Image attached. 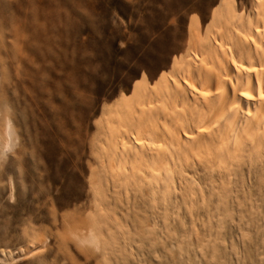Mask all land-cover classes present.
<instances>
[{
    "label": "rangeland",
    "instance_id": "1",
    "mask_svg": "<svg viewBox=\"0 0 264 264\" xmlns=\"http://www.w3.org/2000/svg\"><path fill=\"white\" fill-rule=\"evenodd\" d=\"M221 2L0 0V264H264V157L214 188L184 165L203 187L186 198L109 145L190 39L215 38Z\"/></svg>",
    "mask_w": 264,
    "mask_h": 264
},
{
    "label": "bare ground",
    "instance_id": "2",
    "mask_svg": "<svg viewBox=\"0 0 264 264\" xmlns=\"http://www.w3.org/2000/svg\"><path fill=\"white\" fill-rule=\"evenodd\" d=\"M254 6L253 21H247L239 15L233 0H222L215 38L202 39L196 35L190 39L186 56L170 71L171 76L161 78L157 88L144 93L139 102L142 114H137L143 115V119L138 124V118L129 123L125 134L111 136L109 145L124 146L112 155H116L119 163L145 166L143 171L161 167L166 172L165 181L178 184L181 195L189 198L198 189L202 191L195 175L197 164L201 169L198 179L208 188L217 183L216 178L223 183L230 181L242 161L254 159L253 164L257 157H264V0H255ZM123 104L130 112L128 103ZM187 107L189 114L184 112ZM190 163L194 164V174L184 166ZM241 169L236 171L240 173ZM135 174L138 173L134 169L133 173L121 175L117 187L139 179L140 175ZM155 177L156 186L151 187L160 188L163 179ZM154 191L161 194L158 189ZM173 191L172 196L179 192Z\"/></svg>",
    "mask_w": 264,
    "mask_h": 264
}]
</instances>
